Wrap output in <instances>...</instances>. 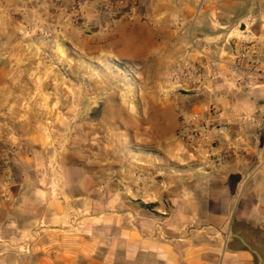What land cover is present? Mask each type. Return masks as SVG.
<instances>
[{"label": "crops", "instance_id": "crops-1", "mask_svg": "<svg viewBox=\"0 0 264 264\" xmlns=\"http://www.w3.org/2000/svg\"><path fill=\"white\" fill-rule=\"evenodd\" d=\"M26 1L0 0V117L17 124L31 151L0 190V264H264V203L248 198L251 177L264 174V1L135 0L134 18L116 9L119 20L104 35L107 21L87 3L83 41L59 22L64 41L90 57L99 39L96 51L145 69L167 66L174 48L182 68L217 63V79L183 102L185 113L199 117L201 152L198 165L179 176L171 167L191 163L186 155H133L129 165L108 155L107 139L94 136L97 125L86 118L90 86L78 78L86 75L85 58L57 57L52 69L37 49L26 55L13 42L15 15L60 21L75 0ZM242 52L248 54L237 69ZM252 78L248 89L235 86ZM72 97L83 110L74 125L58 116L61 100V109L75 110ZM210 124L227 132L216 135ZM13 142L0 137V145ZM208 150L223 151L226 161L205 162Z\"/></svg>", "mask_w": 264, "mask_h": 264}, {"label": "rangeland", "instance_id": "rangeland-1", "mask_svg": "<svg viewBox=\"0 0 264 264\" xmlns=\"http://www.w3.org/2000/svg\"><path fill=\"white\" fill-rule=\"evenodd\" d=\"M106 1L109 0H92L89 2L93 3L94 7L96 6L98 13L96 18L97 20L100 19L99 22L107 21L106 15L100 10L106 5ZM33 2L34 0L26 1L28 5ZM262 5L264 9V3ZM86 7L87 5L84 9ZM84 9L81 8L80 11L74 12L70 8V15L62 16L60 21L41 17L27 18L25 12H22L25 15L21 13L15 15L18 27H14L16 35L13 42L21 43L27 51L26 55L32 54L34 49H37L39 55L44 58V64L52 69H56L58 66L57 63H52L57 61V57L69 56L71 58H83V60L85 58V63L82 65L86 75H80L78 78L82 83L85 81L87 87L90 86L88 89L90 91L91 110L86 113V118H91L94 120L93 123L97 125L93 126L95 129L94 136L102 134L107 139L108 155H117L127 165L132 163L133 155H153L158 161L163 158L166 150L175 152L177 155H186L192 160L191 163L180 166L177 164V167H171L172 173L178 176L181 174L179 170L182 167L198 165V154L201 152V147L195 141V133L198 134V132L194 130V127L198 124L199 117L185 113L183 102L187 98L197 97L200 94L174 89L169 80L170 72L173 69L183 67V60H180L178 53L179 49H173V52L176 51V53L173 58H167V66L152 63L147 69L139 64L125 62L96 51L94 46L99 45V39L92 43L91 57L87 56L78 48L64 41L63 35L65 36L66 32L59 23L62 21L63 25L68 24L69 27L76 29L78 40L83 41L85 31L90 29L87 24L83 25L86 18L83 14ZM50 26L54 27V31L51 30ZM99 31L101 35H104L101 28ZM169 36L168 33V38H170ZM258 59L264 61V52L258 55ZM70 72L69 69H63L67 81L71 82L75 79L76 82L77 78L69 75ZM48 97L54 102L58 100V97L55 96ZM46 101L49 103V100ZM77 101V99L73 101L76 103V108L73 111L66 108L61 109L65 103L64 100L58 103V109H60L58 116L64 117L65 120L70 118L71 121H68L73 125L79 123V115L83 120V110L78 106L79 102ZM23 105L26 107V103ZM72 119L75 121L73 122ZM100 119L103 122L101 126L98 125ZM187 121H191L190 126L185 124ZM50 123V121L46 122L47 128H52ZM218 126H223L226 129L225 133L227 132L224 125L214 127L211 125L210 128L214 130V134L215 128ZM49 131L47 129V133ZM56 131L55 128L54 132ZM18 135L21 136V133L17 124L5 122L0 117V137L14 138ZM191 142H194V145ZM202 157L205 162L215 163H222L227 159V155L223 151L215 154L208 150ZM170 166L168 163L167 168L169 169ZM156 178L161 180L162 175ZM251 179L253 181L248 198L251 200L259 198L264 203V174L257 180L255 177H251ZM262 211L264 213V209Z\"/></svg>", "mask_w": 264, "mask_h": 264}, {"label": "built area", "instance_id": "built-area-1", "mask_svg": "<svg viewBox=\"0 0 264 264\" xmlns=\"http://www.w3.org/2000/svg\"><path fill=\"white\" fill-rule=\"evenodd\" d=\"M92 0H76L71 7V11L78 12L81 8H84L87 3ZM127 9L125 18L131 20L134 18L135 11V0H109L106 1V5L101 7L100 10L106 15L107 23L101 26L103 34L109 31L115 26L119 20V12H115L116 9L121 10ZM123 15V14H122ZM84 25V24H83ZM51 30L54 31V27L50 26ZM248 52H242L239 57L235 58V68H239V63L243 58L246 57ZM207 69L210 70L208 74ZM236 69V70H237ZM236 70L231 72L230 76L237 77ZM218 66L216 62H209L205 67L195 69L191 66L184 68H175L170 72L169 80L170 84L174 89H180L185 92H195L200 94L205 87L208 86L210 81L217 79ZM254 83V79L249 80H237L235 86L240 89H248ZM195 121V119H192ZM191 121H187L185 124L190 126ZM226 129L223 126L215 128V134L222 135ZM14 142L11 145H0V190L3 191L8 189L13 183V167L20 160V157L25 153L31 155V151L26 148L24 141L20 135L14 137Z\"/></svg>", "mask_w": 264, "mask_h": 264}]
</instances>
